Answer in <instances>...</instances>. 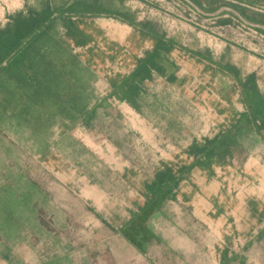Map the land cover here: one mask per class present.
<instances>
[{"label":"crops","instance_id":"1","mask_svg":"<svg viewBox=\"0 0 264 264\" xmlns=\"http://www.w3.org/2000/svg\"><path fill=\"white\" fill-rule=\"evenodd\" d=\"M257 25L264 0H0V264H264Z\"/></svg>","mask_w":264,"mask_h":264},{"label":"water","instance_id":"2","mask_svg":"<svg viewBox=\"0 0 264 264\" xmlns=\"http://www.w3.org/2000/svg\"><path fill=\"white\" fill-rule=\"evenodd\" d=\"M186 1H188V0H186ZM189 3L193 6V8H194L196 11H198L199 13H201V14H203V15L217 16V15L220 14L222 11H228V12L233 13V14L236 15L237 17L241 18V17L239 16V14H238L236 11H234L232 8H229V7H223V8H221V9L218 10V11H215V12H213V13H209V14H207L206 12H204V11H202L201 9H199L198 7H196L193 3H191V2H189ZM243 21H244L245 23H247V24L253 25V24L247 22L246 20H243ZM257 26L261 27V28L264 30V26H261V25H257Z\"/></svg>","mask_w":264,"mask_h":264},{"label":"rangeland","instance_id":"3","mask_svg":"<svg viewBox=\"0 0 264 264\" xmlns=\"http://www.w3.org/2000/svg\"><path fill=\"white\" fill-rule=\"evenodd\" d=\"M251 1L255 2L256 0H251ZM211 4H214V3H211Z\"/></svg>","mask_w":264,"mask_h":264}]
</instances>
